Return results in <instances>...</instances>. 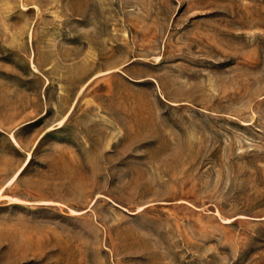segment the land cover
I'll return each mask as SVG.
<instances>
[{
    "label": "rangeland",
    "instance_id": "rangeland-1",
    "mask_svg": "<svg viewBox=\"0 0 264 264\" xmlns=\"http://www.w3.org/2000/svg\"><path fill=\"white\" fill-rule=\"evenodd\" d=\"M0 264H264V0H0Z\"/></svg>",
    "mask_w": 264,
    "mask_h": 264
}]
</instances>
